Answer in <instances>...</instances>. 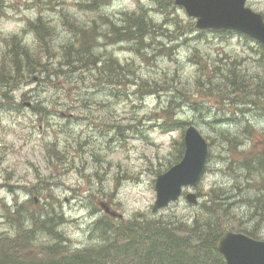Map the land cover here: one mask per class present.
I'll use <instances>...</instances> for the list:
<instances>
[{"label":"rangeland","instance_id":"rangeland-1","mask_svg":"<svg viewBox=\"0 0 264 264\" xmlns=\"http://www.w3.org/2000/svg\"><path fill=\"white\" fill-rule=\"evenodd\" d=\"M83 1L4 0L0 52L5 38L15 35L38 49L34 34L27 30L28 22L38 17L54 24L55 48H59L71 36L62 24V12L74 15L73 22L82 25L96 17V13L80 11L78 4ZM142 3L157 23L164 24L150 58L138 55L126 42L99 48L113 52L122 63L134 61L135 73L128 81L108 82L97 71L61 73L54 78L36 75L13 93V104L0 97V235L15 232L6 216L8 209H32L50 197L67 219L61 232L70 239L72 250L100 241L94 230L105 215L100 201L126 220L143 215L192 224L201 207L185 197L153 212L156 179L175 161L182 139V129L166 131L160 126L165 120L163 108L172 109L175 117L187 122L185 127L196 126L210 143L207 173L196 189L186 191L201 194L199 203H203L211 189L222 186L234 196L227 197V202L237 199L232 209L242 217L234 219V224L252 215L242 197L253 193L241 195L233 186L236 181L248 185L245 179L253 175L233 170L230 162L252 157L257 161L264 154V108L240 99L224 100L228 98L225 85L208 82L199 89L198 83L204 70L217 83L234 66L253 87L263 89V49L236 32L208 30L200 35L196 20L184 7L166 5L168 13H161L153 2ZM247 5L264 14V0H248ZM138 9L136 0H110L102 12L115 19ZM190 23L195 29L186 26ZM141 78L153 83L156 91H138L136 81ZM225 135L237 141L231 143ZM54 148L61 157L53 153ZM260 239H264V228Z\"/></svg>","mask_w":264,"mask_h":264},{"label":"trees","instance_id":"trees-1","mask_svg":"<svg viewBox=\"0 0 264 264\" xmlns=\"http://www.w3.org/2000/svg\"><path fill=\"white\" fill-rule=\"evenodd\" d=\"M136 1L139 3L137 11L121 13L115 19L102 12L110 0L80 2V11L96 13V17L87 25L73 22L74 15L70 17L62 12V24L71 36L59 48H55L54 24L49 19L38 17L36 21H29L27 30L34 34L38 49L25 43L18 35L5 38L4 48L0 52V97L8 104H13V93L36 75L54 78L64 75L61 73L74 75L97 71L96 75L108 82L128 81L129 76L135 73L134 61L122 63L113 52L99 51V48L107 43L114 45L126 42L138 55L150 58L149 55L156 50L153 44L158 41L159 35H163L164 24L157 23L150 16L143 0ZM149 1L161 13H168L166 5L175 4V0ZM3 7L4 0H0V17L4 14ZM186 26L195 29L194 23ZM204 32L200 31V35ZM259 46L263 49L264 57V45ZM198 64L204 69L202 62ZM239 72L236 67H230L223 74V80L215 83L212 74L204 70L199 76L198 87L200 89L208 82L212 86L225 85L228 98L224 100L240 99L264 108V87H253ZM168 80L169 77L163 82ZM136 83L142 94L156 91L153 83L142 78ZM221 93L224 94V90ZM0 102L3 103L2 100ZM161 116L165 119L160 124L164 130L182 129L183 133L187 122L175 117L172 109L163 108ZM227 138L231 143L236 140L234 137ZM184 149L182 134L179 154L171 165L182 158ZM52 151L57 157L62 156L58 149ZM254 158L239 163L230 162L235 167L233 170L242 169L249 176L253 175L252 179H245L248 185L240 186L236 181L233 186L241 195L245 191L253 193L251 197H242L252 212L244 222L233 223L234 219L242 217L232 209L233 205H237V199L227 202V197L234 196H231V191L227 193L230 189L220 186L216 190L211 189L210 198L199 204L201 213L194 217L192 224H184L176 219H149L143 215L130 220H117L104 215L94 227L100 241L72 250L68 248L70 239L61 232L67 219L50 202V197L47 202L32 209L25 206L12 207L13 212L8 209L6 216L15 232L0 235V264H227L216 248V241L224 232L234 230L260 239L264 228V154L257 161ZM32 202H36L35 198ZM40 236L48 237L49 242L41 241Z\"/></svg>","mask_w":264,"mask_h":264},{"label":"water","instance_id":"water-1","mask_svg":"<svg viewBox=\"0 0 264 264\" xmlns=\"http://www.w3.org/2000/svg\"><path fill=\"white\" fill-rule=\"evenodd\" d=\"M188 15L196 18L199 29H229L249 35L264 44V17L246 6L247 0H175ZM209 145L201 132L191 125L185 133V153L180 162L158 175L157 198L153 211L167 207L177 201L184 188L198 187L207 171ZM186 199L195 204L198 196L186 194ZM107 214L122 217L102 203ZM228 264H264V241L244 233L227 231L216 243Z\"/></svg>","mask_w":264,"mask_h":264}]
</instances>
